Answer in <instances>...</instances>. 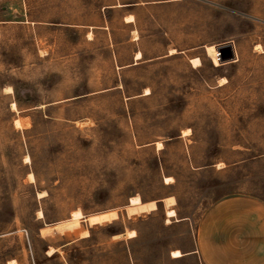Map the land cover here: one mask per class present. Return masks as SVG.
<instances>
[{
	"label": "rangeland",
	"instance_id": "rangeland-1",
	"mask_svg": "<svg viewBox=\"0 0 264 264\" xmlns=\"http://www.w3.org/2000/svg\"><path fill=\"white\" fill-rule=\"evenodd\" d=\"M230 195L264 201V0H0V264H203Z\"/></svg>",
	"mask_w": 264,
	"mask_h": 264
},
{
	"label": "crops",
	"instance_id": "crops-1",
	"mask_svg": "<svg viewBox=\"0 0 264 264\" xmlns=\"http://www.w3.org/2000/svg\"><path fill=\"white\" fill-rule=\"evenodd\" d=\"M203 264H264V201L230 195L204 214L197 232Z\"/></svg>",
	"mask_w": 264,
	"mask_h": 264
},
{
	"label": "bare ground",
	"instance_id": "bare-ground-1",
	"mask_svg": "<svg viewBox=\"0 0 264 264\" xmlns=\"http://www.w3.org/2000/svg\"><path fill=\"white\" fill-rule=\"evenodd\" d=\"M232 48H233V46H232ZM208 49V48H207ZM210 49V48H209ZM207 53H209V51L207 52ZM210 54H211V57H212V63H213V65L215 66V67H218V66H220V63H219V60H218V55H217V53L216 52H214L213 50H210ZM139 58H141V54L140 53H137L136 54V59H139ZM193 61H195V60H193ZM192 61V62H193ZM199 61V60H198ZM193 65H195L194 63H193ZM226 80L225 79H223V82H225ZM6 91L8 92V93H11L12 92V89L11 88H7L6 89ZM147 91V90H146ZM147 93H149L148 91H147ZM12 107H13V109H15V104H13L12 105ZM16 124H17V126H19L20 125V122L17 120L16 121ZM156 147L158 148V149H160L161 147H162V144L161 143H157L156 144ZM24 161H26V162H30V157L28 156V155H26L25 157H24ZM30 177L33 179V175L31 174L30 175ZM166 181L167 180H169V179H165ZM40 194V193H39ZM41 197V196H40ZM138 197V196H137ZM137 197H134V198H132L131 200H130V203H129V205H128V207H130V208H137V207H140L141 205H142V202H141V200L139 199V198H137ZM38 215H39V217L40 218H42L43 217V213H42V211H39V213H38ZM165 215H166V217L167 218H174V217H176V212H175V210L173 209V208H171V207H169V206H166V208H165ZM83 216H82V214L80 213V212H74V214H72V216H71V220H73V221H78V220H80L81 218H82ZM132 231V230H131ZM135 232V231H134ZM134 232H131V233H129V234H127V236L129 237V238H133V237H135V233ZM87 232H84V234H86ZM84 236V235H83ZM170 255H171V258L172 259H179V258H182L183 257V253L180 251V250H173V251H171V253H170Z\"/></svg>",
	"mask_w": 264,
	"mask_h": 264
},
{
	"label": "water",
	"instance_id": "water-1",
	"mask_svg": "<svg viewBox=\"0 0 264 264\" xmlns=\"http://www.w3.org/2000/svg\"><path fill=\"white\" fill-rule=\"evenodd\" d=\"M218 53V60L221 65L227 64L232 62L235 59V52L232 48L230 43L223 44L221 46L216 47ZM126 215V213H125ZM87 216L85 215L84 218L81 220L82 224L86 227L89 223L86 221Z\"/></svg>",
	"mask_w": 264,
	"mask_h": 264
},
{
	"label": "built area",
	"instance_id": "built-area-1",
	"mask_svg": "<svg viewBox=\"0 0 264 264\" xmlns=\"http://www.w3.org/2000/svg\"><path fill=\"white\" fill-rule=\"evenodd\" d=\"M231 44V43H230ZM232 45V44H231Z\"/></svg>",
	"mask_w": 264,
	"mask_h": 264
}]
</instances>
